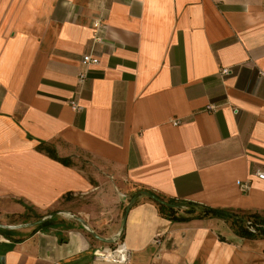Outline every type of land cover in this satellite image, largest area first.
<instances>
[{"label": "crops", "instance_id": "crops-1", "mask_svg": "<svg viewBox=\"0 0 264 264\" xmlns=\"http://www.w3.org/2000/svg\"><path fill=\"white\" fill-rule=\"evenodd\" d=\"M258 169L264 0H0V264H118L92 232L121 235L126 264H264V237L143 194L264 215Z\"/></svg>", "mask_w": 264, "mask_h": 264}, {"label": "trees", "instance_id": "trees-1", "mask_svg": "<svg viewBox=\"0 0 264 264\" xmlns=\"http://www.w3.org/2000/svg\"><path fill=\"white\" fill-rule=\"evenodd\" d=\"M38 149L41 151H45L53 157L54 159H57L61 161L62 163L66 165H70L72 162L69 158H61L58 156L56 149L45 143L41 142V144L38 146ZM150 194L155 195L163 200L161 196L158 194L148 191ZM167 202L182 205L178 202H175L174 200H166ZM158 205V208L160 212L170 218L174 221H186L189 220L195 216H211V217H223V218H230L232 221V224L236 227L238 233L242 236H256V237H264V215H261L256 212H245V211H231V210H223V209H215V208H200L197 205L191 204V205H185L186 209L179 208H172L160 203H156ZM181 211V212H180ZM39 220H42V217L39 218ZM54 220L52 219H46L42 223L38 224L34 230H38L40 228H46L54 224ZM254 227L256 229V232H252L249 227Z\"/></svg>", "mask_w": 264, "mask_h": 264}, {"label": "built area", "instance_id": "built-area-1", "mask_svg": "<svg viewBox=\"0 0 264 264\" xmlns=\"http://www.w3.org/2000/svg\"><path fill=\"white\" fill-rule=\"evenodd\" d=\"M92 27L94 29L93 33V43H99L103 41V37L101 35V32L105 29V24L102 18H96L92 22ZM83 66L85 67L83 71L80 72L78 82L80 84H83L87 80L88 76V69L92 66H96L100 63V58L98 55H96L93 50L89 53H86L82 56L81 60ZM230 69H223L224 74L230 73ZM71 106L74 111L78 112L83 109V107L79 104L78 101L74 100L71 101ZM177 123V122H176ZM253 175L257 177L260 180L264 181V169H258L256 170ZM250 188V182L244 181L240 183V190L242 192H247ZM2 226L1 218H0V227ZM252 232H256V229L254 227H249ZM2 241V236L0 234V242ZM158 241V240H156ZM94 259L96 261H103V262H110V263H118V264H126L130 261L131 258V251L129 247L127 246L126 242L121 240V235L118 236V239H116L112 244H108L105 246H102L100 248L94 249Z\"/></svg>", "mask_w": 264, "mask_h": 264}, {"label": "water", "instance_id": "water-1", "mask_svg": "<svg viewBox=\"0 0 264 264\" xmlns=\"http://www.w3.org/2000/svg\"><path fill=\"white\" fill-rule=\"evenodd\" d=\"M143 194H146V195L149 196L151 199H153L154 201H156V202H158V203H160V204H163V205H166V206H169V207H172V208H179V207H182V205H177V204H173V203L167 202L166 200H163V199H161V198H159V197H157V196H155V195H152V194H150V193H148V192H144ZM134 200H135V197L132 199L131 204L134 202ZM129 210H130V206L127 207V212H128ZM72 216L75 217L77 220H79L82 224H84V226H85L87 229H89L87 222H86L83 218H81L80 216H77V215H73V214H72ZM44 220H45V219L39 220L37 223L40 224V223H42ZM92 234H93L95 237L99 238L100 240L105 241V242H107V243H109V244H112V243L116 240V239H105V238H103V237H100V236H99L97 233H95V232H92Z\"/></svg>", "mask_w": 264, "mask_h": 264}]
</instances>
